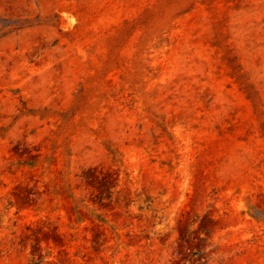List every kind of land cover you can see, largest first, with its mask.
<instances>
[{
	"label": "rangeland",
	"instance_id": "1",
	"mask_svg": "<svg viewBox=\"0 0 264 264\" xmlns=\"http://www.w3.org/2000/svg\"><path fill=\"white\" fill-rule=\"evenodd\" d=\"M0 264H264V0H0Z\"/></svg>",
	"mask_w": 264,
	"mask_h": 264
}]
</instances>
